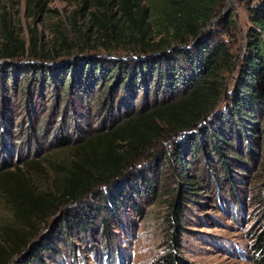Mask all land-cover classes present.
Returning <instances> with one entry per match:
<instances>
[{"label": "rangeland", "instance_id": "rangeland-1", "mask_svg": "<svg viewBox=\"0 0 264 264\" xmlns=\"http://www.w3.org/2000/svg\"><path fill=\"white\" fill-rule=\"evenodd\" d=\"M84 1L87 11L97 6L94 0H34L43 7L31 5L27 10L25 0H0V175L12 173L9 191L23 186L36 194L55 193L53 179L63 171L59 165L69 168L72 160H76L72 147L85 143L93 135L112 131L129 116L137 115L145 102L147 110L153 107V96L162 102L166 93L163 88L156 95L154 86L144 100L140 91L136 98V94L132 96V102L124 101L132 106L128 110L126 105L118 103L123 90L115 92L100 81L85 92L81 82L87 78L79 79V85L71 87L73 81L70 82L69 75H65L61 86L52 84L46 77L41 83L39 74L34 77V73H39L38 67L61 68L81 59H92L87 57L90 50L84 53L74 50L72 57L61 55L56 60L41 57L47 53L52 56L62 40L72 41L69 19L73 11L84 6ZM261 1L227 0L215 21L204 29L218 32L219 40L230 50L235 64L233 71L226 75V94L219 100L214 114L228 103L227 98L234 90L251 26L248 9ZM224 17L232 20L228 29L220 25ZM3 19L10 31L7 37ZM86 20L80 17L79 24L84 26ZM16 40L23 42L24 54L13 59L1 58L4 48L15 50ZM98 53L100 60L130 56L121 51ZM11 66L22 71L14 77L10 71L12 75L7 77L4 70ZM75 67H80L82 72L83 66ZM27 68L34 71L26 74ZM261 102V114L249 112L255 116L256 125L247 124L248 129L243 127L244 132L238 135L231 132L238 128L227 127L228 137L225 143L220 142L223 147L220 155L205 136L211 120L203 125L204 129L199 126L192 132L194 137L201 138L202 146H192L191 151L179 155L180 161L174 148L182 151L176 147L181 146L182 139L157 141L138 161L143 171L150 172L149 183L153 189H149L153 193H148L143 186L133 195L137 210L127 207L118 224L105 216L111 236L102 235L99 227L90 233L70 230L69 235L61 234L57 239L59 251L52 258L45 256L44 264H154L168 251L177 252L191 264H253L254 234L264 225V97ZM112 103L114 108L109 112ZM245 135L252 142L250 145ZM60 137H68L69 148L58 147L56 142ZM5 142L10 145L9 151ZM249 151L254 155L253 162ZM103 191L104 188H97L90 198L99 197ZM174 203L178 204L176 211ZM56 206L36 224V233H47L63 210L72 212L79 208L68 204ZM8 207L0 196V235L5 226L13 224ZM20 257L21 254L14 256L9 264H25ZM110 257H114V262Z\"/></svg>", "mask_w": 264, "mask_h": 264}, {"label": "trees", "instance_id": "trees-1", "mask_svg": "<svg viewBox=\"0 0 264 264\" xmlns=\"http://www.w3.org/2000/svg\"><path fill=\"white\" fill-rule=\"evenodd\" d=\"M94 1L97 6L93 10L87 11L84 1V6L72 12L69 19L72 41L66 43L62 40L52 56L49 53L41 56L46 60H56L63 55L72 57L74 50L80 53L90 50L87 57L92 59H81L79 63L65 64L61 68L52 66L45 70L38 67L39 73H34V77L39 74L41 83L46 77L52 84L61 86L65 75H69L70 82L73 81L71 87L79 85V79L87 78L81 82L85 92L100 81L115 92L123 90L118 103L126 105L128 110L132 106L127 102H132V96L136 94V98L140 91H143L144 100L153 92L154 86L156 95L163 88L166 93L162 102L153 96V107L147 110L145 102L137 115L129 116L112 131L93 135L85 143L72 147L70 150L76 160H72L69 168L59 165L63 171L53 179L55 193L41 191L36 194L23 186L9 191L7 186L11 185L12 173L0 175V196L9 204L13 220V224L5 226L0 235V264H9L14 256L20 254L25 264H44L45 256L52 258L59 251L57 239L60 235H69L70 230L90 233L99 227L102 235L111 236L105 216L118 224L127 207L137 208L133 195L143 186L148 193L153 189L149 183L150 172L143 171L138 161L157 141L182 139L181 146L174 143L182 150L174 148L176 159L180 161L179 155L201 143L200 137L192 135L193 130L199 126L204 129L203 125L211 120V127L204 131L205 136L220 155L223 151L220 142L228 137L227 127H236L238 130L231 129V132L241 134L244 128L248 129L247 124L256 125L253 122L255 116L249 112H262L264 0L248 9L251 26L234 90L227 98L228 103L222 105L216 114L215 108L226 94V75L233 71L235 64L230 50L219 40L218 32L202 30L218 16L227 0ZM25 2L27 10L31 5L43 7V4H35L34 0ZM80 17L87 18L84 26L79 24ZM2 22L7 37L10 31L4 19ZM220 25L228 29L232 20L224 17ZM3 51L1 58L13 59L23 55L26 49L23 42L16 40L14 51L9 48ZM120 51L130 56L100 60L96 55L98 52L111 54ZM75 66H83L82 72ZM10 68L4 70L7 77L12 73L13 77L17 76L22 71L15 66ZM75 70L79 71L78 74ZM29 71L28 68L24 70L26 74ZM113 105L110 104L109 112H112ZM245 139L248 145L252 143L246 135ZM57 140L58 147L69 148L68 137ZM5 147L10 150L7 142ZM248 155L253 162L252 151ZM97 188H104V191L99 197L90 198ZM57 204L79 208L72 212L63 210L47 233H36V224L58 208ZM174 205V211L178 210V204ZM174 227L177 228L178 224ZM252 251L253 264H264V225L254 234ZM110 258L114 262V257ZM154 264L191 263L177 252L168 251Z\"/></svg>", "mask_w": 264, "mask_h": 264}, {"label": "water", "instance_id": "water-1", "mask_svg": "<svg viewBox=\"0 0 264 264\" xmlns=\"http://www.w3.org/2000/svg\"><path fill=\"white\" fill-rule=\"evenodd\" d=\"M214 21H215V19H214L212 22H214ZM212 22H211V23H212ZM211 23H210V24H211ZM202 31H204V30H202Z\"/></svg>", "mask_w": 264, "mask_h": 264}]
</instances>
